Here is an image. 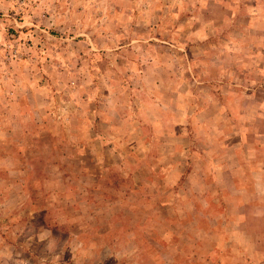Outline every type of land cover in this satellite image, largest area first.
<instances>
[{
    "label": "rangeland",
    "instance_id": "obj_1",
    "mask_svg": "<svg viewBox=\"0 0 264 264\" xmlns=\"http://www.w3.org/2000/svg\"><path fill=\"white\" fill-rule=\"evenodd\" d=\"M0 264H264V0H0Z\"/></svg>",
    "mask_w": 264,
    "mask_h": 264
}]
</instances>
